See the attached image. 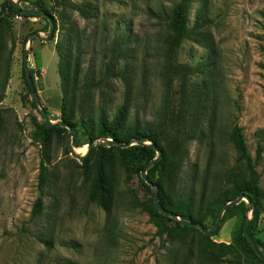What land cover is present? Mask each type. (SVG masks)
Here are the masks:
<instances>
[{
	"label": "rangeland",
	"instance_id": "obj_1",
	"mask_svg": "<svg viewBox=\"0 0 264 264\" xmlns=\"http://www.w3.org/2000/svg\"><path fill=\"white\" fill-rule=\"evenodd\" d=\"M19 1L26 10L41 6L53 12L50 0ZM177 2L97 0L96 20L75 16L85 38L82 74L93 69L98 86L96 115L103 109L113 116L127 99L128 123L153 126L168 151L183 149L176 178L164 175L163 183L172 197H192L196 211H201L227 186L224 176L237 170V153L229 140L232 126L243 128L253 158L259 145L264 148V0L194 2L189 10L194 33L179 51V74L168 81L166 19ZM4 3L0 0V12ZM8 11L9 32L0 61L2 86L5 59L12 50L10 79L0 101V264H195L192 235L180 240L158 235L147 211L152 195L141 178L151 155L131 148L139 145L136 142L115 146L123 151L114 152L115 195L112 208L104 211L91 199L99 145L89 152L87 137L80 135L79 146L73 137L74 155L66 152L69 130L54 135L49 165L53 182L45 190L46 209L32 219L40 195L41 163V146L34 136L44 119L32 105L23 75L24 51L30 47L29 35L39 32L45 37L49 26L44 18L26 19ZM54 17L58 18L55 12ZM57 36L49 42L35 39L29 55L36 90L54 123L62 121L63 105ZM120 36L129 37V48L123 47L124 58L116 60L109 72V50ZM165 86H171L168 96ZM202 87L206 95L200 99ZM98 141L103 139L94 143ZM89 154L90 168L84 174L77 155ZM257 169L264 189V154ZM226 212L213 237L218 243H232L241 227V214ZM247 215L252 218V211ZM254 233L264 242V213ZM40 238L49 240L50 248ZM243 264L257 262L245 258Z\"/></svg>",
	"mask_w": 264,
	"mask_h": 264
},
{
	"label": "trees",
	"instance_id": "obj_2",
	"mask_svg": "<svg viewBox=\"0 0 264 264\" xmlns=\"http://www.w3.org/2000/svg\"><path fill=\"white\" fill-rule=\"evenodd\" d=\"M50 1L52 3V13L41 6L39 9L46 11L55 21L52 39L58 34L55 51L59 58L58 72L63 93L62 122L73 128L74 145H80V135L87 137V144H93L97 139H113L117 143L122 144H129L133 141L152 142L163 152L162 159L148 171L149 179L157 186L160 205L167 211L173 212L185 220L200 223L207 229L213 227L221 209L225 205L236 200L241 195L248 196L254 209L252 211L254 218L251 220L248 230L264 255V242L256 238L254 233L255 223L264 213V189L260 187V174L257 169L263 157L264 148L259 145L256 157L253 158L248 150L243 128L239 124H234L230 131L229 140L237 153V164L239 167L237 166V170H232L224 176L227 186L219 190L217 195L201 211H196L195 201L192 197L182 200L172 197L163 183L164 177L167 175L168 179L172 181L176 178L182 167L184 150L178 148L168 151L165 149L159 141L157 130L149 124L138 125L137 123H128L130 106L127 99L118 107L113 116L107 114L103 109L96 115L95 89L98 86L96 85L93 69H89L84 76L82 74L85 38L84 30L79 27L75 15L87 21L96 20L99 16L97 0ZM196 1L200 0H179L173 6L166 19L170 31V35L166 41L168 81H171L173 76L179 74V68L176 64L179 51L184 41L194 33V30L189 26V10L190 6ZM7 9H9L8 15L15 14L26 19L42 18L35 15H22L14 4H9L5 0L3 9L0 12V61L6 48L3 43L6 35L5 32H9L7 30L9 22L5 15ZM54 12L58 15L57 19L54 17ZM261 16L264 20V11L261 13ZM47 25L49 26V23ZM129 42L128 36H120L117 39L116 46L113 45L109 50L110 61L107 65L109 72L113 71L116 60L124 58L122 53H125V51L122 49L123 47L129 48ZM12 53L11 50L5 59V77L3 85L0 86V101L5 97L7 84L10 79ZM30 71L35 81V71ZM23 75L27 83L24 66ZM165 87L168 96L171 86ZM198 91L200 99L206 95L205 87H202ZM32 105L34 108H37L34 101ZM202 105L204 104L200 100V106ZM65 130L64 127L60 126L47 128L45 122L38 124V132L34 136V139L41 146V163L38 178L40 195L34 203L31 214L32 219L41 216L46 209L44 200L45 190L53 182L49 170L52 159L53 136H61ZM131 148L150 154V162L156 156V151L148 145L139 144ZM116 149L123 151V149L115 146L111 148L104 147L103 145L98 146L99 155L91 199L104 211H109L112 208L115 195L116 172L114 152ZM66 152L71 153L68 149H66ZM90 161L91 154L87 155L82 161L81 167L84 174H87L89 171ZM145 167H143L142 171ZM144 185L152 195L149 202L146 203L148 205L147 211L158 229V235L162 238L167 236L174 240H180L188 235H192L196 244L195 264H243L245 258H253L257 264H264V260H261L257 256L251 244L243 235V226L249 207L247 202L242 201L239 205L228 208L227 212L237 211L241 214V227L234 236L232 243H218L213 239L217 235V230L213 235L208 236L198 228L182 226L179 221L159 213L155 206L151 187L146 184ZM171 223H174L175 226H171ZM40 241L50 248L51 242L49 240L40 238Z\"/></svg>",
	"mask_w": 264,
	"mask_h": 264
},
{
	"label": "water",
	"instance_id": "obj_3",
	"mask_svg": "<svg viewBox=\"0 0 264 264\" xmlns=\"http://www.w3.org/2000/svg\"><path fill=\"white\" fill-rule=\"evenodd\" d=\"M7 1L9 2V4H14V6L18 10H20L22 15L40 16L42 18H45L48 21V23H49V31H48V33L46 34L45 37L41 36V34L39 32H35V33L29 35L30 47L28 49H25V51H24V69H25L27 83H28V86H29V89H30V92H31V95H32V98H33V101L35 102L36 106L40 109L41 116L44 119L46 127L47 128H51L53 126H60V127L67 128L69 130L68 149L70 150V152L72 154L76 155L75 149H74V146H73V128L70 125H67V124L63 123L62 121L54 123L51 120L50 113L44 107V105L42 104V102H41V100L39 98L38 92L36 90L35 82H34V79H33L32 75H31V71H30V68H29V55H30V52H31L33 41L35 39H41L43 42H49L50 40H52L53 35H54V30H55L54 18L52 16H50L44 10H26V9H23L21 7V3H20L19 0L17 2H14L13 0H7ZM133 142H136L137 144H140V145H148V146H150L152 149H154L156 151L157 157L146 165L145 169L141 172V178L147 183L148 186L151 187L152 194H153V199H154V202H155V206H156L157 210L159 211V213L179 221V223L182 226L198 228L204 234H206L208 236H211V235L214 234V232L219 227V225L221 223V220L223 218V215H224V213L226 212V210L228 208L236 206V205H239L242 201H246L249 204L248 212H251V211L254 210L252 208V203H251L250 198L248 196L241 195L236 200L228 203L227 205H225L221 209L220 214L218 216V219H217V221L215 222V224L213 225V227L211 229H207L203 225H201L200 223L192 222L190 220H185L181 216H179V215H177V214H175L173 212L167 211L159 203V199H158V195H157V186L148 177V171L158 161H160L162 159L163 152L158 146L154 145L152 142H148V143H144V142H140V141H133ZM131 144L132 143L120 144V143H117L116 141H114L113 139H103V141H98L96 143H93V144L89 145V152L96 145H103L104 147L111 148V147H114V146L129 147ZM86 156H78L77 155V157L80 160H84V158ZM253 218H254V215H253L252 218H249L248 215H247L245 223H244V226H243V235H244V237L247 238L248 242L251 244V246L254 249V251L256 252L257 256L261 260H264V255L262 253V250L260 249L258 244L255 242V240L252 238V236L250 235L249 230H248L249 224H250V222H251V220Z\"/></svg>",
	"mask_w": 264,
	"mask_h": 264
}]
</instances>
